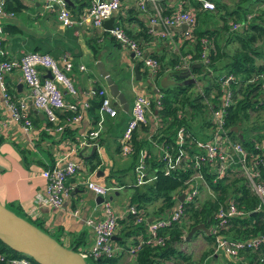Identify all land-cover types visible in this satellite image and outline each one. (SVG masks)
Returning a JSON list of instances; mask_svg holds the SVG:
<instances>
[{"label":"crops","instance_id":"0c3cea01","mask_svg":"<svg viewBox=\"0 0 264 264\" xmlns=\"http://www.w3.org/2000/svg\"><path fill=\"white\" fill-rule=\"evenodd\" d=\"M65 1L70 15L78 21L85 14L90 0ZM181 1L183 2V0H121L120 7L112 14L113 24L128 29L146 54L155 55L160 59L163 70L159 78L163 77L165 84L169 82V67L179 51L178 48L187 50L192 42L189 38L181 37L182 25L172 26L168 35L161 34L162 27L158 23L151 25L152 31L148 32L147 36L142 35L141 31L143 27L150 26L149 17L155 7L162 12H169L177 9ZM222 1L228 5L236 2ZM139 2L144 3L143 8L138 6ZM252 2L257 8L264 5V0ZM20 3L18 9L10 8L14 13L12 17H0L3 26L1 47L5 57L17 58L23 52L38 50L48 53L59 65L69 60L70 67L63 70L72 80L76 94L73 96L61 88L62 97L65 101L76 99L78 104H81L96 97L95 90L98 86L107 87L95 67L96 55L101 52L103 67L117 82L129 102L127 111L119 104H115L116 114L104 115L102 128L95 138L94 150L98 155V164L93 170H88L87 160L92 153L90 151L92 145L81 144L80 141L84 132L94 128L90 113L84 110L79 120L64 123L63 115L66 112H59L58 116L62 118L61 123H64V126L62 130H56L50 127L52 125L42 111L35 108L28 97L30 126L24 129L18 123L8 120L2 105L0 89V202L17 214L23 213L39 222L50 235L53 233L55 236L53 234L52 236L65 246L75 245L77 250H82L92 242L91 228L84 220L87 217L97 218L102 213L100 204L102 198L98 200L96 194L85 187L86 178L90 177L110 187L108 197L118 218H123L125 224L129 223L124 207L132 194L133 173L129 168L131 156H122L119 153V137L129 117L134 96L138 93L150 96L149 90L157 86V82L152 81L144 65L139 67L137 65L139 78L133 75L132 67L137 64L136 57L131 56V51L121 43L111 39L109 33L104 32L106 30L103 25L100 28L82 21L64 26L56 18L54 8H46L37 1L20 0ZM261 16L257 20L264 26L262 19L264 15ZM212 21H215V25L221 23L215 16ZM38 72L41 77L46 76L45 70L40 67ZM3 83L12 98L28 94V88L16 69L3 75ZM147 87H150L149 90ZM150 119L152 117L148 113L147 120ZM85 145V149L81 150ZM59 158L72 160L79 163L80 167L65 179L64 184L68 188V193L63 197L61 206L52 207L41 200L37 201V196L45 194V179L40 175V170ZM157 204L158 201H154L143 205L148 217L157 215V213L150 215V211ZM119 231L120 228H117V233Z\"/></svg>","mask_w":264,"mask_h":264},{"label":"built area","instance_id":"2783aa9c","mask_svg":"<svg viewBox=\"0 0 264 264\" xmlns=\"http://www.w3.org/2000/svg\"><path fill=\"white\" fill-rule=\"evenodd\" d=\"M6 1L0 0V17H12L13 11L6 9ZM42 3L46 8H54L56 18L59 23L64 26H71L76 22L86 21L93 26L102 28L104 19L112 15L119 7L121 0H90L85 10V14L80 20L76 21L70 15L65 0H28ZM201 9H213L214 3L212 0H197ZM182 2V1H181ZM181 2L178 3L177 9L163 13L155 7L150 14V26L148 32L152 31L151 25L158 23L162 27V33L169 34V29L172 26L184 25L181 37L192 39L191 31L195 23V13L192 9L181 7ZM143 2H139L138 6L143 8ZM249 16H247L248 18ZM243 21L231 23L229 29L241 27ZM111 37L129 49L137 60H140L147 67L150 75H153L159 68V61L156 57L147 55L139 42L128 36L120 26L112 25L110 29H105ZM3 26L0 21V89L2 95V105L6 111L7 118L12 123H18L24 129L30 126V117L27 104V98L30 97L31 104L42 111L46 120L54 129L62 130L64 123H71L81 118L83 111L86 110L88 102L84 101L78 104V100L65 101L62 97L61 88L65 89L71 95L76 94V90L70 77L63 69H68L71 65L69 60H66L59 65L48 53L38 50L23 52L17 58H7L4 56V50L1 47ZM201 48L199 58L196 59L205 63L207 61V43L205 37H200ZM190 52L178 54V61L172 63L169 67L170 71H187L190 68ZM42 68L45 72H50V77H41L38 68ZM16 69L19 71L22 81L28 88V94L20 98H12L6 91L3 83V75ZM235 80L234 76L226 74L220 77L221 93L215 98V101L207 102L208 113L206 118L210 122L208 127V137L204 140L197 139L194 142L196 151L191 157L186 154L185 149H181L175 157H171L165 146L158 144L157 152L165 158L167 164L163 168V172L168 174L171 168L180 165L191 166V172L184 180L185 189L178 191L174 196L175 203L171 210L163 215L148 217L142 207H138L133 203H127L124 207L125 215H130L131 221L136 225H143V233L135 234L134 243L128 246V254L133 257L136 250L142 244L162 245L165 243L166 235L162 232L163 229L171 226L179 220L183 214L184 203L192 201L196 196L199 197L200 192L208 189L213 196V191L210 189L203 168L209 166L213 169L214 175L211 177L212 182L223 177L230 170H237L243 177L246 185L249 187L257 202L252 208V211L264 212V182L259 178L257 170L258 159L246 157V151L239 141L232 138L228 133V128L225 126V114L227 107L233 101V92L228 87L227 82ZM196 86H198L196 82ZM155 91L157 90L156 87ZM95 94L99 96L98 118L94 124V128L82 134L81 144L96 145L95 138L103 125L104 115L114 116L116 114L115 105L112 103V97L109 94L106 86H98ZM159 96V94H157ZM156 105L159 106V99L156 97ZM150 97L146 94L138 93L134 96L130 106L129 117L119 137V153L122 156H128L132 152L131 135L132 131L140 124L145 123L148 113H151ZM59 112H66L63 115L64 123H61L62 118L59 117ZM49 129L48 127H46ZM184 128L179 126L176 130V141L178 144L184 143ZM256 147L264 150V141L256 142ZM184 153V154H183ZM145 151L140 150L136 164L134 165L135 184L143 183L145 174L144 165ZM59 158L53 163L43 167L40 170V175L45 179V194L37 196V201H43L52 207H60L63 197L68 193V188L64 182L68 176L73 175L80 167L79 163L72 160H62ZM190 160L191 163L187 161ZM154 176H150V179ZM85 187L96 195H100L102 200L101 215L97 218L87 217L84 222L91 228L92 242L82 250H77L84 259L90 262L92 259L99 256L109 257L117 253L121 247L115 242L113 235L116 234L118 218L111 201L108 197L109 186L99 183L88 177L84 180ZM183 192L182 200L177 198L178 194ZM247 210L243 205L238 204L233 197L228 196L220 201L212 214V222L208 225L209 235L211 237V253L216 255L222 253L226 256L239 259L240 253L243 251H253L264 246V232H260L249 237H231L226 235L224 230L230 225L231 220L236 216H243ZM259 260H264V251L259 252ZM0 260H5L7 264H36L32 259L26 256L8 257L0 252ZM92 263V262H91ZM191 264V263H189ZM198 264H204L202 262Z\"/></svg>","mask_w":264,"mask_h":264},{"label":"trees","instance_id":"16d2710c","mask_svg":"<svg viewBox=\"0 0 264 264\" xmlns=\"http://www.w3.org/2000/svg\"><path fill=\"white\" fill-rule=\"evenodd\" d=\"M212 1L214 8L211 10H200L197 0H183L182 2L183 8L192 9L195 13V23L191 31L193 38L190 39L192 42L190 48L187 50L178 48L179 51L172 63L178 61V54L192 53L189 59L192 61L187 71L189 75L194 77L193 82H181L183 77L178 76V72L185 70H169L170 79L173 78L176 82L160 86L158 78L163 70L160 59L155 55L147 54L156 57L159 61L158 70L150 75L152 81L157 82V86H154L157 90L155 91L154 87H147L148 90L150 88V116L152 119L140 123L132 131V152L129 168H131L133 176L131 178L132 194L128 203L143 208V205L148 202L158 201L156 207L150 211V215L153 213L163 215L173 208L174 196L178 191L185 189L184 180L191 172V166L180 165L171 168L169 173L165 174L163 168L167 161L158 154L157 145L165 146L171 157H175L181 149H185L186 154L191 157L192 153L196 151L194 142L197 139L204 140L208 137L210 122L206 118L208 113L207 102L215 101V98L222 91L220 77L229 73L235 79L227 82L234 98L226 110L225 126L228 128L230 136L242 144L246 151V157L250 160L258 159L259 178L264 182V150L255 146L256 142L264 141V49L258 44L259 38L264 35V26L257 20L262 17L263 11L252 2L258 0H236L232 5H228L222 0ZM243 1L247 2L242 3ZM20 5V0L6 1V9L16 10ZM247 14H250L248 18ZM214 16L221 21L219 25H215V21H212ZM262 19L264 21V18ZM236 21H243L241 27L233 30L229 29L231 23ZM210 24L213 25L210 26ZM114 25L118 24L114 23ZM147 29L148 27H143L141 34L147 36ZM122 30L128 36L136 38L128 29L122 28ZM104 32L107 33V31ZM200 37H205L208 40L207 61L205 63L196 60L199 58L201 48ZM110 38L114 40L113 37L110 36ZM92 48L95 50L93 46ZM136 63L138 67L143 65L140 60H136ZM198 80H203V83L196 86ZM156 97L159 99L158 107ZM98 106L99 96L96 95L88 102L86 108V111L92 117L93 124L98 118ZM200 112H202L201 117L197 118L196 115ZM194 118L200 119L198 128L193 126ZM234 125L241 132L242 139H239L230 130V127ZM179 126H183L185 131V142L180 144L176 141V130ZM140 150L145 151V181L136 185L134 183V165L137 162ZM187 162L191 163L190 160ZM97 164L98 155L93 150L87 160V169L93 170ZM202 170L210 189L213 191V196L211 195L212 197H206L202 200H199V197L196 196L192 201L184 203L183 214L179 220L162 230L166 235L165 243L162 245L142 244L133 255L132 264H165L167 261H170L169 264H198V261H193L191 255L182 251L178 244L193 224L202 222L208 227L212 222V214L217 204L228 196L233 197L238 204L243 205L247 213L243 216H236L231 220L230 225L224 230L226 235L249 237L264 232V212L252 211L257 199L251 194L249 187L238 171L230 170L223 177L212 182L213 169L205 166ZM150 176L154 177L150 179ZM126 217L129 221L128 224H125L123 218L116 219V227L120 228V231L117 233L116 229L114 240L121 249L112 256H99L92 259V264H115L119 259V255L123 251H127L128 246L134 243L135 234L138 232L143 233V225L134 224L130 215H126ZM183 217L185 219L181 220ZM30 222L48 232L39 222L35 220ZM197 232L201 233L207 242L211 241L210 235L199 229L195 230L191 236ZM71 248L77 250L75 245ZM261 250L264 251V246L253 251H243L240 253L239 259L223 255L228 264H264V260L258 259ZM0 252L6 258L20 256L30 258L11 249L1 241ZM203 257L204 253L200 259ZM0 264L7 263L5 260H0Z\"/></svg>","mask_w":264,"mask_h":264},{"label":"water","instance_id":"95a60500","mask_svg":"<svg viewBox=\"0 0 264 264\" xmlns=\"http://www.w3.org/2000/svg\"><path fill=\"white\" fill-rule=\"evenodd\" d=\"M113 16L110 15L108 18L103 20L102 25L105 29H110L112 26ZM184 28V25H182ZM101 52L96 55L95 67L98 73L103 77L107 85L109 94L111 95L112 103L119 104L124 111L129 109V102L124 92H122L117 82L113 80L108 71L103 67V62L100 58ZM132 56L133 53L130 52ZM133 75L139 78L137 72V64L132 67ZM46 76L50 77V72L46 71ZM178 76L183 77L182 83H191L195 79L189 75L188 71L178 72ZM175 79H169L167 84L175 83ZM160 86L166 85L163 82V77L158 79ZM239 139H242V134L238 130L237 126L230 127ZM86 145L81 148L85 149ZM95 149V145H92L90 151ZM96 172L98 171L95 169ZM98 200H101L100 195H96ZM177 198L182 200L183 192L179 193ZM202 230L205 234H209L208 227L202 222L193 224L186 231L184 236L185 240H188L191 234L195 230ZM115 239V235L112 236ZM0 241L10 247L11 249L23 253L29 256L37 264H86L84 257L71 247H67L59 242L55 237L42 230L38 226L34 225L26 218L20 216L12 209L5 206L0 202Z\"/></svg>","mask_w":264,"mask_h":264},{"label":"rangeland","instance_id":"374dc122","mask_svg":"<svg viewBox=\"0 0 264 264\" xmlns=\"http://www.w3.org/2000/svg\"><path fill=\"white\" fill-rule=\"evenodd\" d=\"M227 1H230V3H231V2H234L236 0H227ZM259 9H262V11H263L262 15H264V5L261 6ZM258 44H260L261 47L264 49V35H262L259 38ZM196 82L198 85H200L201 83H203V80H198ZM194 90H196V89L194 88ZM201 114H202V112L197 114L196 117L197 118L201 117ZM203 115H204V113H203ZM197 118H194V121H193L194 128H198V126L200 125V119H197ZM200 194L201 195L199 196V200H202L206 197H212L211 193L208 189H204L203 191L200 192ZM22 215L24 216V218L26 217L28 220L34 221L30 217L24 215L23 213H20V216H22ZM182 219H185V218L183 217V218H181V220ZM185 235H186V233H185ZM178 247L182 251L189 253L191 255V258L195 262L198 261V263L202 262L204 264H228L222 253H217L216 255H213L211 253V243L207 242L203 238L201 233H199V232H197L193 236H190L188 240H185L183 237V240L178 244ZM203 253H204V257L202 259H200L201 255H203ZM132 258L133 257L131 255H129L127 251H123L121 253V255H119V259L117 260V262L115 264H132ZM85 262H86V264H92L88 259H85ZM169 262L170 261H167V262H165V264H169Z\"/></svg>","mask_w":264,"mask_h":264},{"label":"bare ground","instance_id":"6f19581e","mask_svg":"<svg viewBox=\"0 0 264 264\" xmlns=\"http://www.w3.org/2000/svg\"><path fill=\"white\" fill-rule=\"evenodd\" d=\"M105 20V19H104Z\"/></svg>","mask_w":264,"mask_h":264}]
</instances>
